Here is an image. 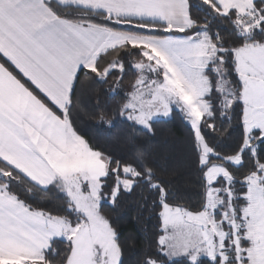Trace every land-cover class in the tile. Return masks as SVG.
<instances>
[{"label":"snow or ice","instance_id":"obj_1","mask_svg":"<svg viewBox=\"0 0 264 264\" xmlns=\"http://www.w3.org/2000/svg\"><path fill=\"white\" fill-rule=\"evenodd\" d=\"M176 116L183 171L138 143ZM131 196V264H264V0H0V264H130Z\"/></svg>","mask_w":264,"mask_h":264},{"label":"trees","instance_id":"obj_2","mask_svg":"<svg viewBox=\"0 0 264 264\" xmlns=\"http://www.w3.org/2000/svg\"><path fill=\"white\" fill-rule=\"evenodd\" d=\"M94 102V101H93ZM81 126L92 135H95L102 145H107L110 149L117 153H127L129 145L125 141V137L133 135V130L126 124L120 128L112 130L111 136L106 133V130L98 126L94 121H90L85 117L81 121ZM157 134L154 140H146L142 135L139 136L138 143L145 148H149L156 152V159L162 168L169 171L172 168H181L183 171V157L181 147L186 140V127L182 123L179 116L174 119L167 120L158 124ZM138 132V130H137ZM238 135V130L233 131V138ZM167 141L169 151H163L159 145L161 142ZM230 139H226L225 143H230ZM165 178H168V173H162ZM186 182L182 185V190L189 195L193 200L198 191L196 185V177L194 174L185 176ZM147 195V193H145ZM139 196L126 197L121 200L120 207L116 210L109 209V214L117 224L121 232V239L126 241L128 247L126 257L130 264L134 261L139 250L145 243V230L151 231L155 225V220H149L147 213L138 218V202Z\"/></svg>","mask_w":264,"mask_h":264}]
</instances>
